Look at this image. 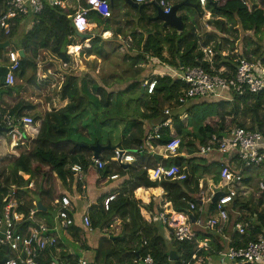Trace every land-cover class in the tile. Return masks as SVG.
<instances>
[{
    "label": "trees",
    "instance_id": "16d2710c",
    "mask_svg": "<svg viewBox=\"0 0 264 264\" xmlns=\"http://www.w3.org/2000/svg\"><path fill=\"white\" fill-rule=\"evenodd\" d=\"M190 1L198 6L196 0ZM252 1L251 11L247 10L242 0H219L216 4H208L212 15L216 17L208 23L217 30L216 32L205 29V31L214 34V43L211 48L214 53L211 59L206 57L205 52L201 49V45L207 46L208 43L200 44L196 28L188 23L189 9L194 8L189 6L179 8L177 13L181 15L184 27L181 31H177L173 27H162L159 21L149 20L151 16L155 15V9L152 6L146 5L141 10L130 6L131 11H135L138 16L134 20V16L130 15L127 24H130L132 28L128 33H124L120 29L117 34L131 38L129 46L123 45V47L124 57L129 61L128 67L136 66V70L129 74L133 79H128L130 82L120 88V84L96 83L93 78H90L92 75L90 72L73 71L67 74L60 90L61 97L68 100L65 107L45 114L41 119L37 134L25 136L26 139L24 138L25 140L23 139L24 141L17 146L24 150L19 153L18 157L12 159L9 171L0 174L2 177L0 198L6 193L8 186L13 185L16 188L14 198L17 201V211L24 218L20 224V232L23 235L28 233L34 220L35 222L40 221L38 217L49 222L51 215L49 210L54 209L52 202L63 195L58 192V188L66 182V177L71 174L70 166L80 164L85 169L91 162V146L96 143L100 145L109 143L111 146L134 152L135 160L125 167L112 159V150L103 149L102 156L99 158L104 161L108 160V163L99 171L103 176L112 172H115L114 174L117 176L118 172L123 175H131L133 179L130 190L139 187H160L164 193L163 201H166L164 207L183 213L181 223H190L188 215H186L189 202L195 205L193 214L195 218L198 215L210 216L214 213L215 203L211 201L204 203L205 209L198 212L200 189L203 179L212 180L214 184L221 185L223 183L220 179L221 161L208 162L206 155L209 153L199 154V149L212 134L223 137L228 135L234 127L258 130L264 136V92L250 93L246 91L242 95L231 94L230 100L208 97L180 104L177 98L184 83L172 78L167 73L154 74L153 71L156 67L154 61L158 60L159 65L163 62L174 68L200 65L209 72L219 73L224 67L234 68L232 58L239 55L249 57L250 54L249 58L264 65L263 38H258L248 51L243 50L242 53L224 56V45L227 39L219 35L239 30L242 33L251 30L254 35L264 33V0ZM4 3L5 0H0V12L5 8ZM84 7H88V5ZM185 9L187 13L183 11ZM75 10L69 5H52L45 1L40 13L27 14L33 23L27 32L21 35L17 34L16 26L20 19L26 15L16 16L13 19L14 24L9 35L5 36L0 31V42L9 41L6 59H8L9 51L22 48L25 52V57L20 59L17 72L19 76L23 77L28 68L35 69V59L39 48H48L63 62H69L65 48L71 44L69 37L74 34L69 15L73 14ZM87 15H90L95 22H105L107 25L111 18H102L93 10H90ZM246 38L252 39L251 36ZM107 42L110 41H104L98 35L94 36L91 39L90 47L85 49L86 54L106 59L112 52L105 48ZM112 47L115 52V49H119L122 45L116 46L112 43ZM165 51L167 56L163 54ZM3 55V50H0V60L5 63ZM139 64H144V66ZM124 72L125 70L121 74L115 75L123 78L126 75ZM220 74L226 75V72ZM153 80H155L154 88L151 93H148L145 82ZM0 88L9 94L14 91L13 85H4ZM164 103L168 105L175 103L176 106L181 107V110L179 107L172 111L170 124L162 129L160 138L151 141V145L155 150L163 153L164 145L170 138L176 136L180 137V145L175 155L157 160L146 142L147 136L154 129L150 125V121L160 114ZM184 109L187 118L183 120L180 116ZM17 110V106L7 110L6 108L0 109L1 113L9 111L11 114H23V108ZM37 119L39 117H34V122ZM29 140H31V146L28 149L25 145ZM139 148L142 149L141 152H139ZM184 150L188 155L186 157L179 156ZM227 155L229 154H224L226 163ZM234 161L236 160L234 159ZM160 164L163 166L178 165L185 173L186 178L184 180L165 179L160 182L151 179V170ZM260 168H264V162L252 168H244L242 170L243 183L250 185L254 177L252 172H255L256 176L262 174L264 183V172H258ZM76 181L78 182L77 178ZM31 182L33 186L29 187ZM44 200L46 201L45 205L43 204ZM103 200L100 208L98 207L101 211L104 210ZM114 202L117 204L114 203L113 207L111 206L112 202H109L104 218L107 217L109 221L116 215L113 213L121 211L119 216L123 221L129 212L125 208L127 198L122 197L121 194ZM250 203L249 198H245L243 201L235 199L233 206L247 208L250 207ZM37 204L41 206L37 207ZM254 205L249 215L242 213L238 218L240 221L250 222L245 233L242 235L233 233L229 243L217 236L214 231L194 229L193 227L194 236L198 240L208 243V247L200 250L198 254L216 258L217 252L226 246H236L240 242L254 239L257 234L264 232V194L259 195L258 201ZM36 207L38 211L34 214V218L28 219L30 209ZM44 207H46V211H44ZM161 209L163 208L158 207L156 211L151 212L153 218L151 222H146L138 215L139 210L136 202H133L134 213L131 214L132 218L129 223L142 220L145 227L141 229L129 228V225L126 224L118 235L120 238L125 235L133 237L137 231H140V244L146 240V245L141 246L133 254L129 252V258H137L139 255L150 253L157 264H184L191 261L190 258L196 251L197 243L194 240L179 242L166 238L165 235L169 227L163 226L157 218ZM154 217H156L155 220ZM94 223L96 227L98 222ZM91 225L93 227L92 222ZM76 231L81 232L82 229L79 228ZM110 232L112 233L113 230ZM170 250L176 252L177 258L174 261L169 260ZM110 254L120 256L122 252L111 249ZM5 255H8L7 248L0 246V259ZM48 261L49 258L41 263L46 264ZM58 263L60 264V262Z\"/></svg>",
    "mask_w": 264,
    "mask_h": 264
},
{
    "label": "built area",
    "instance_id": "2783aa9c",
    "mask_svg": "<svg viewBox=\"0 0 264 264\" xmlns=\"http://www.w3.org/2000/svg\"><path fill=\"white\" fill-rule=\"evenodd\" d=\"M52 5H61L62 0H5V8L0 12V31L3 34L9 35L14 24L16 16L27 15L29 13L37 14L43 8L44 2ZM137 4H155L160 7L163 13H168L173 4L167 0H131ZM219 0H196L198 6L202 10L200 13L203 21V27L210 30L208 21L215 17L210 13L208 8L209 3L216 4ZM88 7H79L75 12L69 15L73 29L78 33H83L88 30L89 20L87 13L90 10L95 11L102 18L111 17V9L109 0H86ZM248 11L252 10L253 3L249 0H242ZM205 56L210 58L213 55V50L207 48L203 50ZM236 54L237 51L229 52ZM224 52V56L227 54ZM251 57V55H249ZM249 57L239 55L233 59L234 68L224 69L221 72H226V75L212 73L205 70L202 66H181V68H172L169 74L172 78H176L184 83V87L180 90L177 98L178 103L186 104L189 100L198 98H231V92L236 95H242L246 91L250 93L264 92V65ZM8 64L7 73L5 75V85L11 86L15 83V73L19 70L21 57L17 50L9 51L7 54ZM154 62H158L155 60ZM147 91L151 93L155 80L145 82ZM179 104V105H180ZM167 119L154 126L153 131L147 136V145L153 152L155 148L151 145V141L160 138L161 131L167 127L170 122L171 112L169 108L163 109ZM1 124L9 128L7 132L10 138L9 148L11 151L15 149L26 135H34L29 132L34 120L29 115H17L10 112L1 113ZM35 131V129H33ZM180 145V137H172L164 145L162 157L167 158L177 153ZM142 149L139 148V152ZM211 151H217L221 155L229 154L227 163L224 159L221 160L220 179L222 184L219 185V190L223 193L215 200V211L210 216L194 217L195 205L189 202L188 218L190 223H177L176 218H171L168 212L164 209L157 215L163 226L169 227L166 232L168 238L174 241L194 240L197 243L196 251L191 255V261L184 264H264V232L259 233L254 239H249L246 242H240L236 246H226L217 252L216 263L208 257L199 255L198 252L208 243L203 240H198L194 236V229L214 231L217 236H221L223 227L229 223L231 215H235L231 224L233 233L242 235L248 227V221H240L238 218L243 214L249 215L244 208L234 207V200H244L248 193V187L242 181L244 168H252L264 162V136L258 130H250L244 127H234L230 133L223 137H218L212 134L205 143L200 147L199 154H207ZM154 154V153H153ZM112 159L119 164L131 163L135 160L134 152L128 149L115 147L112 150ZM234 159L236 161H234ZM231 160V161H230ZM91 163L98 169H102L107 164L106 161L91 157ZM83 168L80 164L70 166V171L76 174L78 181L83 178ZM117 174H113L110 178H116ZM150 178L158 182L169 180H184L186 178L182 169L172 164L170 166L158 165L150 172ZM32 184L29 185L31 187ZM264 190L263 181L259 182L257 190ZM16 188L13 185L8 186L6 193L0 198V246L6 247L8 255L3 264H42L44 254L51 248L56 247L59 237L57 229L67 230L73 225V217L71 215V203L66 195H62L53 201L54 205V224L50 225L46 222L32 223L26 235L20 232V224L24 220L23 215L17 211V201L14 198ZM214 191L210 194L200 192V207L198 212L203 211V204L210 202ZM115 195H110L103 200L104 209H108L109 202L114 199ZM242 212L238 217L237 211ZM38 211L37 208H31L28 219H33L34 214ZM171 215V214H170ZM191 218L194 221L191 222ZM83 226L87 231L93 229L89 214L83 217ZM226 242H231V239L224 238ZM146 245V240H143L141 246ZM139 264H157L156 260L150 253H145L140 256ZM46 264H57L54 261ZM74 264H91L90 260L81 256L76 259Z\"/></svg>",
    "mask_w": 264,
    "mask_h": 264
},
{
    "label": "crops",
    "instance_id": "0c3cea01",
    "mask_svg": "<svg viewBox=\"0 0 264 264\" xmlns=\"http://www.w3.org/2000/svg\"><path fill=\"white\" fill-rule=\"evenodd\" d=\"M167 1L171 4H175L181 2L182 0ZM249 1L253 3L252 0ZM109 2L112 15L108 25L105 22L97 23L91 18L90 15H87L89 25L88 30L83 33L85 34V36L79 37L75 34L74 31V34L69 37L71 44H69L65 48V52L69 56V62H63L48 48H39L37 51V57L35 59V69L31 70V68H28L25 71L23 77L19 76L16 73L15 83L13 85L14 91L9 94L7 92H3L0 88V109L6 108L7 110L8 108H14V106H17V111L23 108V114L21 115H29L32 118L39 117V119L34 122L32 129L29 131L32 132V134H37L41 119L44 118L47 112L49 113L52 110H60L67 104L68 100L67 98L63 99L61 97L60 90L65 76L70 72H90L92 74L90 78H93L96 83H104L107 85L120 84V88H123L126 83L130 82L128 80H125L123 81L125 83H120L118 82L120 77H117L116 75H113L114 78L111 79L109 75L112 76V71L109 75H107L105 81L102 80V78H104L103 76L102 78L98 76L99 71L103 68L106 69L107 66L101 64L102 60H110L113 62L114 48L112 47V43L116 44V46L118 44L119 46L122 45V47H119V49H124L123 45H128L131 43V38L129 36H123L117 34V32L121 29V31H123L124 33H128L132 26L130 27L129 24L127 26L128 29L124 30V28L122 27L123 23L129 22L131 17L130 15L134 16V20H136V17L138 16L135 11H131V5L127 3L126 0H109ZM62 3L71 6L73 10L87 5L86 0H62ZM200 20L202 21L201 18ZM32 25V20L26 15L24 18L20 19V21L16 25L17 34L21 35L22 33L27 32ZM210 27V30L217 32V30H215L212 25H210ZM196 31L199 36L200 30L196 29ZM96 35L100 36V38H102L104 41L108 40L111 42H107L105 44V48L109 49L110 51L112 50L110 56L106 59L100 58L96 55H87L85 52V49L90 47L91 39ZM219 35L227 39L226 44L224 45L225 53L234 51H237V53H242L243 50L248 51L252 46H254L256 37L259 34L254 35L251 30L244 31V33L240 32L239 30L234 32L230 31L228 32V34L224 32ZM248 36H251L252 39L246 38ZM7 48L3 50V58L5 63L0 60L2 62H0V65L3 66L8 64V60L6 59ZM207 48H212V44H210L209 46L201 45L202 50H206ZM23 53L25 57V52L23 51ZM163 54L167 56L166 51ZM230 54L234 53H229V55ZM139 65L142 66L141 64ZM111 68H113V66H111ZM156 68H160V70L163 71V73L161 74H166L169 73L174 67L169 64H164L163 66H161L160 64L156 66ZM104 74H107L106 70ZM132 79L133 78L131 77L130 80ZM162 107L164 109V104L162 105ZM175 107L179 108L180 106ZM179 110H181V107ZM181 116L180 118H182L183 120L187 118L185 109L181 112ZM154 120L155 118L150 121V125H152L153 127L155 126L153 124ZM33 129H35V131ZM9 142L10 141L8 133L0 132V154L5 152H8L9 155L11 154L12 151L9 148ZM30 142L31 140L26 141L25 146L27 148ZM15 150L17 151V148ZM153 153L162 154V151L154 150ZM187 155V151L184 150L179 156L186 157ZM99 156H102V150ZM224 158L225 157L223 155L219 154V152L216 151H211L206 155V159L208 160V162H216L219 160L221 161ZM105 161L108 163V160ZM125 164L129 165L130 163ZM82 172V180L77 182L76 174L71 172V174L66 177V182L62 184L60 188H58V192L66 195L70 200L72 206L71 215L73 217V225L70 226L66 231L60 228L56 230L59 237L58 243L56 247L51 248L44 254V257L42 258L43 260L49 258L48 262L54 261L57 264H59L58 262H60V264H74L78 257L85 256L90 260L91 264H139V258L141 255H139L137 258H129L130 256L128 255H130L129 252L133 254L141 248V232L137 231L133 237L125 235L120 238V236L118 235L120 229L125 227L126 224L129 225V228L137 227L136 229H141L145 227V223L143 221L151 222V219L153 218L151 217V212H153L154 210L156 211L158 207L163 208L161 210L165 209L171 218H176V222L181 223V215L183 213L169 210L164 207V203L166 201H163L164 193L163 189H161L160 187H139L130 190L131 180L133 179L131 175H123L118 172V176L116 178H110V176L115 173L112 172L103 176L101 174L102 172L99 171V169L95 167L91 162L85 167V169L82 170ZM218 185L219 184H214L212 180L203 179L200 192L202 191L206 194H210V192L214 191L215 188L219 189ZM121 194L122 197L127 198V204L125 208H127L129 212L126 214L123 221L120 220L119 216L121 211L113 213L116 215H114V217H112V219L108 221L107 217L104 218L106 216V209L102 211L99 209L100 204H102V199H105L110 195H115L114 199L110 201L112 202L111 206L113 207L115 204H117L116 202H114V200H116V198H119ZM133 202H136V206L139 210L138 215L142 217L143 221L137 220L136 223H129L130 219L132 218L131 214L134 213ZM43 204H46L45 200L43 201ZM39 206L41 205L37 204V207ZM202 207L204 210L205 206ZM46 210V207H44V211ZM52 210L53 212L50 216L49 222L43 220V218L40 217H38V220H42L50 225H53L55 211L54 209ZM241 213L242 211L238 210L236 217H238ZM86 214L90 215L91 222L93 224V229L90 231H87L83 226V217ZM234 217L235 215L232 214L229 223H227L223 227L221 234L223 239H231L232 230L230 226L233 222ZM155 219L156 217H154V220ZM94 222H98L96 224V227ZM79 228L82 229L81 232L76 231ZM110 230H113V232L111 233ZM112 248H115V250H120L122 254L120 256L110 254V250Z\"/></svg>",
    "mask_w": 264,
    "mask_h": 264
},
{
    "label": "rangeland",
    "instance_id": "374dc122",
    "mask_svg": "<svg viewBox=\"0 0 264 264\" xmlns=\"http://www.w3.org/2000/svg\"><path fill=\"white\" fill-rule=\"evenodd\" d=\"M185 13H187V10L185 9V10H183ZM189 11H190V14H188L187 16H188V23L190 24V25H192L194 28H196V29H199L200 30V34H199V36L197 37L198 38V42H200V44H213L214 43V40H213V38H214V34L212 33V32H210V31H205V29H204V27H203V23H202V21L200 20V18H201V16H200V13L202 12V10L199 8L198 10H194V9H189ZM129 24H127L126 22L125 23H123V28H124V30H127L128 29V26ZM121 26V25H120ZM119 26V27H120ZM203 27V28H202ZM204 29V30H203ZM259 35H257V37H256V40L258 39V38H264V33H262L261 32V34L260 33H258ZM207 44V45H208ZM264 47V46H263ZM118 48H116L115 49V52H114V54H113V62L112 61H110V60H107V61H104V60H102L101 61V64H103V65H107L106 66V69L105 68H103L102 70H100L99 71V73H98V76L99 77H101L102 78V76L104 77V78H102V80H104L105 81V79H106V77H107V75H109L110 73H111V71L113 72L112 73V76L111 75H109V77L111 78V79H113L114 77H113V75H115V74H121V72L123 71V70H125V76L123 77V78H120L118 81L120 82V83H123V81H125V80H128V79H130L131 78V76H129V74H131L132 72H134V70H136V66H133V67H128V64H129V61H128V58H125L124 57V54H125V50L124 49H122V48H120V49H118ZM127 61H128V63H127ZM2 63V62H1ZM158 63H159V61H158ZM157 62H155L154 64H155V66H158L159 64H158ZM110 64H111V66H113V68H111V66H110ZM165 63H163V62H161V66H163ZM142 66H144V64H141ZM107 71V74L105 75L104 74V72H105V70ZM154 72V74H160V75H162L161 73H163V71L162 70H160V68H156L155 67V70L153 71ZM157 72V73H156ZM113 81H115V80H113ZM231 94H233V92H231ZM176 104L175 103H173V104H171V105H168V104H165L164 103V108H169V110H170V112L173 110V109H175L176 107ZM173 108V109H172ZM183 116V115H182ZM181 116V117H182ZM9 141H10V138H9ZM30 146H31V143L28 145V149L30 148ZM24 149H22L21 147H19V148H17V151H12L11 152V154L9 155V153L8 152H5V153H2V154H0V174H1V172H4V173H6V172H8L9 171V168H10V163H11V161H12V159H14L15 157H18L19 156V153L20 152H22ZM258 172L259 173H263L264 172V168H260L259 170H258ZM20 174H21V172H19ZM251 174H253V180H252V182L250 183V185H247V187H249V189H248V193L246 194V196H245V198L246 199H250V207H247V208H244L246 211H248V213H250L251 212V208L253 207V205L255 204V203H257V201H258V198H259V195L260 194H264V190H260V191H262V192H260V191H258L257 190V186H258V188H259V182H261V181H263L262 180V174H260L259 176H256L255 175V172H252ZM25 177H27V176H25ZM1 178L2 177H0V181H1ZM255 206V205H254ZM49 212H51V214H52V212H53V210H50ZM242 212H244L245 213V211H242ZM51 216V215H50ZM40 222H44V221H42V220H40ZM65 231V230H64ZM120 232H121V229H120ZM165 237L166 238H168L167 237V235H165ZM169 240L170 241H172L170 238H169ZM112 249H115V248H112ZM175 251V250H174ZM211 260H212V262H214V263H216V261H217V256H216V258H210ZM171 261V260H170ZM174 261V260H173Z\"/></svg>",
    "mask_w": 264,
    "mask_h": 264
},
{
    "label": "water",
    "instance_id": "95a60500",
    "mask_svg": "<svg viewBox=\"0 0 264 264\" xmlns=\"http://www.w3.org/2000/svg\"><path fill=\"white\" fill-rule=\"evenodd\" d=\"M126 2L129 3L132 7L137 8L139 10H141L146 5L152 6L155 9V15L151 16L149 18V20L159 21V22H161L162 27H173L177 31H181L184 27L183 19H182L181 15H179L177 13L179 8H181L183 6H189V7H192L194 9H197V5L192 3L190 0H182L179 3L173 4L168 13H163L162 9L158 6H156L155 4H140L139 5L135 2H132L131 0H126ZM75 34L79 37L85 36V34H83V33L75 32ZM8 46H9V41L0 42V50H5ZM17 52L21 58L24 57V53H23L22 49H18ZM6 73H7V67L0 65V86L5 85L4 80H5ZM165 119H167V116L164 114L163 110H161L159 116L155 118L153 124L156 126L158 123L164 121ZM8 131H9V128L4 127L0 123V132H8ZM91 149H92V157L98 158L101 150H103V149L113 150V149H115V146H111L109 143L106 145H100V144L96 143V144L91 146ZM153 155L157 160H160L162 158L161 154L154 153ZM123 165L126 167L128 164H123ZM222 193L223 192L220 191L218 188H215L214 194L211 198V202H215L217 197L219 195H221ZM193 221H194V218H191V222H193ZM168 254H169V260H171V261H173L177 258L176 252L174 250H170ZM6 259H7V257L3 256L0 259V264H3L6 261Z\"/></svg>",
    "mask_w": 264,
    "mask_h": 264
},
{
    "label": "clouds",
    "instance_id": "9594fccd",
    "mask_svg": "<svg viewBox=\"0 0 264 264\" xmlns=\"http://www.w3.org/2000/svg\"><path fill=\"white\" fill-rule=\"evenodd\" d=\"M199 8H200V7L197 6V9H196V10H198ZM74 31H75V30H74ZM75 32H76V31H75ZM77 33H78V32H77ZM83 33H84V32H83ZM30 184H32V186H33V183H32V182H31ZM30 184H29V185H30ZM32 186H31V187H32ZM52 204H53V202H52ZM34 205H35V202H34ZM36 208H37V207H36ZM37 209H38V208H37Z\"/></svg>",
    "mask_w": 264,
    "mask_h": 264
}]
</instances>
